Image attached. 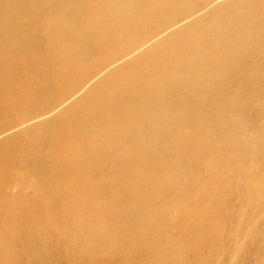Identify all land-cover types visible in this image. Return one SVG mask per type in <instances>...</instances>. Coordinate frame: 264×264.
<instances>
[{"label":"rangeland","instance_id":"1","mask_svg":"<svg viewBox=\"0 0 264 264\" xmlns=\"http://www.w3.org/2000/svg\"><path fill=\"white\" fill-rule=\"evenodd\" d=\"M191 1H192L191 9L186 10V8L190 7L189 4L185 0L183 1L178 0L176 2L175 8L176 7L179 9L181 8L180 10L185 9V11L183 13L181 11V17H178L177 22L170 25L166 29L162 28L161 30L160 29L156 30L157 32L152 31V34L150 35L148 34L149 36L144 35V32L146 31L145 29H148L149 27L153 28L155 25L157 26L159 24H162L164 21H166L168 12L167 11H165V13L159 12L155 14V16L152 18L147 17L144 20H142L141 28L142 29L145 28L144 31L140 30L141 28H139V30L143 32L140 33V31L138 30L136 31L137 33H135L134 35V37L136 36L141 37L139 38V41L140 39L142 40L140 42L137 41L136 43L135 42L131 43L132 41L131 38H133V36L131 37L130 35H133L134 33L127 35L128 33L126 30L123 29L125 33L122 32L121 29L118 30L117 35H116L118 42L117 44L113 45L114 48L122 46L121 51L123 52H121V54H119L118 56H115L117 54H113L116 51L112 49L106 48L108 51L110 50L109 52H107L105 48L103 49L98 48V51H97V48H87V46L85 47V44L83 41L89 40V38L87 36L80 37L77 35L78 32H81L78 26L74 24L65 25L66 22L64 20V17L67 15L60 16L61 18L60 22H62V25H64L63 29H65L66 32L69 34L68 35L65 31H63L68 36L67 44H69V46L68 45L64 46L66 48L65 50H67L65 52V50L63 49L64 54L62 55V57L64 59L59 58L58 52L55 50L58 48H56L55 45L47 44L49 42V39L47 38L46 33L48 32L47 30H45V28H42L40 26H37V27L35 26L36 27L35 29L37 30L35 29L32 30V33L34 36L39 35V42L41 38L40 45L35 44L33 42V38L29 35L21 39V44L19 45L20 47L18 46L19 48L14 47V46L12 47L11 44L7 45L8 53L9 52L10 53L9 54L7 53L8 57H7L6 64L9 66L8 68L9 70L8 72L4 74L6 75V78L8 80L13 79L12 82L15 83L16 90H17L16 94L12 96V98L8 96V98L12 100L9 101L7 99L3 104V111L0 110V114H1L0 115V158L3 160L2 162L3 166H7V167L11 166L13 169L12 175H16V176H13L12 179L8 177L7 179H4L3 188H2L4 195L0 197V204H1L0 206V234L2 235L1 241L2 243L4 241L9 243V246H10L9 251H11L10 249L12 250L18 249L16 252L21 251L22 249L21 247H22L24 239L21 237H18L17 234L22 229L26 230L27 228V229H30L28 238L32 237L30 240L28 239L29 242L46 243L47 241L49 243V248H48L49 252L51 254H54L53 261L51 264H86V263L87 264H127V263H130V261H128V258L130 259H133V258L140 259L141 258L143 261L138 264H142V263L147 264L148 262L152 263L156 261L157 259L159 260L164 259V261H160L159 264L160 263L161 264L162 263L163 264H191V260H193L194 262L198 264L200 263L201 264L203 263L204 264H264V207H261L256 211H253L251 208H249V204H247V200H249V191L248 192L245 191L247 187L249 188V176L251 174L255 172V175H259V176L262 175L264 177V171H263L264 170V167H263L264 166V155L261 156L259 154L258 156H255V154L253 153L254 149L259 147V142H260L259 141L256 144L257 138L255 136V131L261 132L262 134V130L264 129L263 128L264 123L258 120L259 117L257 120H255L254 117L249 115V107L251 108L250 111H252L255 107H258V106L260 109V104L264 101L263 92H260V94H258L249 87L250 85H253V86L256 85L254 87L252 86V88L255 89L257 87H260L259 90H264V79H262L264 78V54L258 49L257 46L249 49V45L254 46L256 43L262 45V47L260 46V49L264 47V21L262 19L264 18V0H191ZM217 5H222V7H215ZM41 6L44 10L49 9V5H47V3H44ZM77 7L80 8V6L78 5ZM118 15H119V11L117 10L116 17H118ZM94 16L99 17L100 15L95 14ZM107 16H110L109 13ZM21 17H24V16L21 14ZM233 23L238 28H240V31H236L234 27L231 28V25L234 26ZM146 24H149L150 26ZM8 32H9L8 33L9 38H11V34H14L16 38L19 35L18 31L8 30ZM90 32L94 33L95 31L93 29ZM219 33H225V36L228 35L232 41H237L241 39L242 35H244V37H247V39L249 40V43L247 46L248 54L251 56H253V54L257 55L258 57V61L256 62L257 67L253 66L254 69L252 67L251 69H249V66H248V67H242L243 70H240V69L238 70L237 68H234V66H231V64L228 63V62L231 63L229 58L225 59V65L218 64L219 66H214V65L196 66L197 64L195 65L191 63L192 68L189 65L185 69H181L179 66H176V65L165 64V65H162L163 69L160 71V74H159L160 78L154 77V76H157L158 74L154 72L155 67L152 66L150 62L151 60L155 62L156 59L158 58L160 59V53L162 52L163 49L169 47V45L178 43L180 38L182 39L181 41L182 43L183 40L186 41L184 37L199 36L201 43H203L206 46V49H209L211 54L216 56L217 49H219V47L221 48V46H216L217 45V35ZM167 35L170 36L168 37V40L167 39L159 40L161 38L166 37ZM127 36H129L130 38L128 37L129 39H127L126 38ZM46 38L47 40H45ZM169 38H172V39H170L169 41ZM80 40L81 41L83 40V41L81 42ZM157 40L159 41L158 43L156 42ZM154 42H156V44ZM108 45L112 46V44H108ZM214 46L216 47V49L213 48ZM175 47H177V45H175ZM194 48L195 49H193L194 51L192 52L191 55L194 57H197V55L200 53V47L197 46ZM46 49L48 50L47 52H46ZM86 49L88 50V52ZM43 50L46 53H44ZM144 50H149V54L148 55H146L145 53L142 54ZM40 51L42 54L40 53ZM101 51L103 52L102 57H101V54H102ZM49 52H51V55H54V56H51ZM53 52L57 54L55 55ZM83 54H85L86 56ZM108 55L109 56L111 55V58ZM68 58H73L74 62L73 60H70ZM141 59H144V60H141ZM94 60H96L97 62L95 64H92ZM221 61L222 60H220V62ZM248 61L249 60H245L247 65H249ZM257 63L259 64L260 67L258 66ZM58 65L60 66L58 67ZM225 66H226V69H225ZM134 67L136 68L135 72H134ZM140 67H143L144 69L141 70ZM115 68L118 69V72L127 71V73H131V74L135 73L136 80L139 82V86H142V83L147 79V75L149 76L150 79L152 78V80H158V79L163 80L164 76L166 75V71L168 72L169 70V73L171 74V76L175 77L174 79L170 81L171 84L169 86L167 85L168 80H166V83L157 81L156 85L159 87H155L156 89L153 88L155 91L152 90L151 92L148 90V93H147L146 90L142 88V93H140V96H139L140 98L136 97L134 99L135 108L138 107V109H136L137 111L140 109H143L144 111L148 110L147 112L142 111L141 114L139 115L142 117L144 116V117L143 118L141 117V119L138 118L135 120L137 122H134V124H140L139 125L141 126L140 128L145 130L144 134L147 137L153 138L157 136L159 137V141H160L161 137H165L169 135L175 136V135L181 134L182 133L181 127L183 131L187 133V135L190 130L199 128L196 131L198 136H196V138H192V136L190 135V138H189L190 140H188L186 143L184 142V144L177 149L178 152H180V154L177 155L178 152L170 154L171 158L173 159L179 160L180 158L179 161H182L186 157V168L180 167L181 169H179V167L171 163L167 164L161 161L159 162L154 161L156 163H154L153 165L149 164L150 166H148L147 169H143L141 166L136 165L137 167L132 166L129 170L130 172H133V173L134 171H136L137 176H139L138 174H140L141 176L146 177L150 175L152 177V180L150 183L151 188L145 189L143 192L146 194L145 197L147 198L148 196H150L151 191H153L154 189L155 193L157 194L156 197H158L160 201H156V200L154 202L151 201V206L149 207H146V205H143V210L145 209L144 214L146 213V215H150L151 218L155 220V222L157 220H159L160 222L163 221L162 223L159 224L158 227L152 228L154 225L152 226L149 224L148 220L150 216L146 219L147 223L141 224L142 226H140L139 223L137 222V219H136L137 217L135 219L132 218L130 221L125 220L123 218V212L126 215L128 214L127 211L130 212V214H132V212H135L131 208L134 206L133 204H135L137 200L136 201L132 200L131 195L128 194L129 192H127L129 191L128 189L121 188L123 194L121 193V190H119L120 191L119 192L120 194L118 193L119 200H117L119 205L116 208L112 209V211H109V214L106 217L108 221L106 222L107 219L101 217V214L103 211H102V208L97 205V209H96L97 217L92 220L95 223H91L90 225L87 226V234L91 235L90 237H96L97 243L100 244L101 241H104L107 244H109L107 245L106 250L103 251V255H96V254L91 255V256L87 255V253L83 250L84 248L80 247L82 246L83 243H80V244L76 243L77 245H80V246H77L76 249H74L75 247L72 248L73 247L72 245L76 246V244H72V245L70 244V246H67V248L65 246V249L63 251H66L67 255H59L60 253L63 252L61 251L63 244L68 243V242H64L63 238L61 237L62 232L65 233L66 231H69V233L71 234L74 233V235L80 237L81 234L79 232H81V224H79V222H72L69 224L68 222L67 226L69 227L70 225H72L74 228L65 227V224H64V221L61 215L62 214L61 209L59 208V202L61 201L62 196L66 197V193L64 192L62 187L60 191L54 188L55 178L53 176L51 177L50 175L48 176V187H42V189L39 191V193H47V194H44V195H41L39 193L37 194L36 196V201L38 204V206L36 207L37 209L33 210L32 215L30 216L26 215L27 216L26 220L25 218H20L21 220L17 219L14 222L12 221L13 223L12 222L9 224L6 223L7 220H9L10 218L13 220L12 217H14V213L12 211H10L9 213L7 212L8 211L7 208L10 207L9 204L7 203L10 202V198L13 195L16 197L21 192L25 193V188L27 187L29 183L32 184L33 182V185L39 188L40 183L38 181L42 177L45 176L46 174L45 170L48 168L47 164L49 165L52 160L54 149L56 150L60 147V144L58 145L57 143L62 140L63 136H65L63 139L72 137L75 143H85L83 144L85 147L82 149V151L86 153L89 151L88 150L89 149L88 140H85V138L82 135H80L79 137L75 136L74 138L73 133L71 132L72 123H73L72 121L78 115H80L78 114V111L80 113V111L84 109L83 108L84 106L85 108L86 107L88 108V111L90 114L92 113L91 114L92 116H93V111L97 110L95 111L96 118L100 120V119H103V114H100L101 108L106 104H111V101L112 102L114 101L113 99H115L116 103L129 104L128 100L125 101V97L121 96L122 89L119 87H117L116 93L112 95L106 94L110 86L118 83V77L121 75V74L119 76H117L116 74L114 75V73H116ZM244 68H247V69H244ZM203 69L205 70V73L208 72V74L211 75V76L209 75L210 77H208V81H209L208 88H204V89L201 86L202 81H199V79L196 76L192 75L193 71L200 73L203 71ZM235 71H237V74H235ZM252 72L257 73L256 77L259 76L261 77V79L257 80L259 79V77L257 79L254 77H249V73H252ZM59 73H61V75ZM4 74H2V77L4 76ZM217 74H219L221 77L218 78L216 76ZM105 75H108V77H110L108 79L109 80L108 83L106 80H104V78H102L99 82L96 81V80H99L101 76H105ZM177 78H179L180 80L178 79L177 81L176 80ZM75 83H76L77 88L74 87ZM95 83L99 84L98 85L99 91L97 92L99 95L96 93L94 96L91 95L89 97L87 91L90 90L92 88L91 86ZM176 83H179V84L176 85ZM70 85L71 87H73L71 90H73L74 93L72 94L71 92L69 93V91H66V93H69L68 94L69 96L67 97L68 101L60 102V100L64 98L60 95V93L64 91V88L62 87L67 86V88H69ZM187 85H188V89H187ZM185 86H186V89H185ZM178 90H181V91H178ZM154 92L155 93L157 92V93L155 94ZM159 92L163 94L160 93V96H158ZM8 94L9 92H8V89H6V87L4 90L0 88V97L7 96ZM81 95L85 96V100L87 102V103H83L84 106L80 107L79 109L77 108L78 110L70 109V108L65 109V106L68 105L67 103H69V101H72L80 97ZM96 95H98L97 96L98 98L96 97ZM141 95L144 96L145 106L142 108H139L138 103H140ZM249 97H250V100H249ZM104 98L105 100H103ZM192 98H195V99H192ZM168 101L174 102L175 105L174 104L172 105V103H169ZM161 102H167V103L162 104ZM187 102L191 105V108L189 110H187L188 107L185 104H183ZM58 103H59V106H58ZM158 103L161 105H159ZM96 105L98 106V108ZM179 105L181 109L184 110V112L181 113L179 118L176 117L177 119H174L170 124L172 126L169 127V124L166 125L169 120L168 114H170L171 112H174V114L177 115V111H179V108H178ZM136 110L134 109V111ZM129 111L132 112L131 106L125 107L123 111H121V109H119L118 112L112 111V115H114L118 119H121V121L124 119L129 120V118L130 119L132 118L131 117L132 115ZM260 112L261 110L258 113ZM222 113H226V116L225 114H222ZM145 115H146V118H145ZM208 116L211 117L209 120H208ZM55 118H57L56 121H53L52 119H55ZM146 121L148 122V124ZM196 121L197 123L199 122L201 127H198L194 124ZM50 122H51V126L49 124ZM186 124L188 126H186ZM222 124H225V127ZM52 126L55 129H53ZM49 127H51L50 128L51 130L49 129ZM58 127L60 128L58 129ZM166 128L169 130V133H167ZM251 128L253 129V131ZM61 133L62 134L65 133V134L62 135ZM130 133L132 134L133 130L130 131ZM263 134H264V130H263ZM50 135H52L53 138H51ZM55 135L57 137H55ZM99 135L101 138L100 139L101 145H100V149H98V152L101 153L103 152V149H104L103 146H106V145L108 146V140L106 141L107 135L105 134V132H100ZM137 135L135 136L137 137ZM35 136L37 137V139ZM207 136H209V138ZM50 138L53 140H51ZM261 138H262V135H261ZM80 140L81 141L83 140V141L81 142ZM51 141L52 143L50 144ZM53 142L55 145L53 144ZM227 142L230 143L231 145L227 146L226 145ZM38 144H41V145L44 144V145L38 146ZM52 144L54 145L53 149H51L53 146ZM167 144L168 142H164L160 146L166 147ZM255 144L256 146L254 147ZM45 145L46 146L52 145V146L51 148H48V146L44 147ZM37 147H40V148H37ZM42 147L44 149V150L42 149L43 151L42 150L37 151V149H41ZM25 150L29 154L24 153ZM108 151L109 150H106V152L104 151V153H101L102 158H99V160L96 159L95 162L99 161L98 163L100 164L102 163L103 165V157L105 156L104 158H106L107 160H114L118 163V165L110 163L109 164V166L111 167L110 169L119 171L120 164H119V160H117L116 158V152H112L110 150L111 152L110 151L109 152L113 153V154H110ZM37 152L39 153V155ZM126 152L127 151L124 152L125 157L123 156V154H119V156L117 157L119 159L122 158V161L128 164V160L132 158L130 157L131 156L130 153L126 154ZM139 152H142L145 154L144 150H141ZM164 152H165V149H164ZM226 153L229 154V158L225 157ZM32 154H35V158H36L35 159L36 161L34 163L26 164L24 160L20 161L21 159H23L22 157L24 155H26L25 157L27 158V157H31ZM105 154H107V156ZM144 154H143V158H144ZM140 155L141 154H139L138 159L143 160L140 157ZM44 156H45V159H44ZM81 156H83V154ZM221 156L225 158H222ZM189 157H192L193 159L197 158V161H200V162H197V167H193L192 164L189 165L187 161V159L189 160ZM134 158L136 159V157ZM229 159L230 161H228ZM223 160L224 162L225 160L227 162L224 163ZM17 161H20L19 164L14 165V163ZM221 161L222 163H220ZM43 164H46V166ZM94 165L93 166L96 168L97 163H95ZM210 165H212V167ZM116 167L118 168L116 169ZM213 167H216V168H213ZM87 168H90V166H88ZM102 169H100L101 171L99 170V172H102ZM176 170H181V171H176ZM201 170L203 173L201 172ZM104 171H106V169H104ZM221 171L225 172L226 174L222 176V174H219V172ZM260 171L261 173H259ZM99 172L97 171V173L93 175L95 177L91 176V178H89V181L93 184L97 183L95 184V186H98V188H100L99 190L103 191V194L105 195L107 193L105 192L106 190L108 192L109 190L110 192L112 191L111 189H108L110 188L109 182L111 179L109 178L110 180L108 179L104 180L103 178L104 180L103 181L102 178H96V175L97 177H102V175H99L100 174ZM197 172L198 174H196ZM215 174H218L221 177ZM113 176L114 175H112V177ZM130 176L131 175H129V178L131 179ZM186 176H188V178L195 176L198 179L194 181V183L185 182V179L187 178ZM132 177L135 178L134 175H132ZM209 177L210 179H208ZM21 178H23V180H21ZM37 179L39 180L36 181ZM53 179L54 181L52 182ZM107 180L109 182H107ZM22 181H23L22 184H25V183L26 184L23 186H20L19 183H21ZM172 181L176 182L175 185H176V189L178 193L177 195L178 198L188 196L187 194L191 195V198L188 197L186 198V201H184V206L188 204L187 205L188 207L187 206L185 207L180 206V207H182L183 209L190 208V210L194 211L193 215L195 217L197 215H200L202 217H206V218L208 217L209 220H211L210 222L209 220L208 221L206 220L207 222H204V223L200 222V225L197 226L198 228L199 227L201 228V229L199 228L197 231L199 235H202V236L204 235L205 229L203 228L205 226H210L211 230H214V232H216V229L218 230L215 234H212V236L209 237L208 239L209 243L213 245L208 246V248L207 246H205L207 249L204 246H202V248L197 247L195 248V250L191 251V254L190 252L188 254V252L183 253L182 244L179 247V243H181L180 242L181 238H179L180 231L178 230L180 224L177 221H174L173 219H171V217L169 216L171 214L170 211H172L174 207H176V205L179 206L177 204L178 202L175 199L169 198L170 196L169 192L171 191V188L169 187ZM100 182H102L101 186H100ZM118 182L124 186V182L122 181V178L121 180L117 181V183ZM103 184H104V187L106 186L105 188L108 187L106 190L104 189L105 191L102 190ZM144 185H146V183H144L143 186ZM127 186H129V184H127L125 187ZM17 188L20 190V193L16 192ZM188 188L191 190V192L186 193L188 191ZM222 190L226 191V195H224V191ZM209 191L217 192L214 201L209 200L208 198L209 193H210ZM148 193L149 195H147ZM221 196H224V197H221ZM122 198L126 202L121 203V201H124L122 200ZM110 199L116 202L113 198H110ZM45 200H49V201H46L45 203ZM261 201L264 204V198ZM246 205H248L247 208L244 207ZM153 206H155V208ZM55 208L56 209L59 208L57 211V214H55L54 212ZM240 208L242 210L243 208L244 210H247L246 212H244L245 214L242 212H239ZM34 211H36L37 213ZM137 212H139V210ZM149 212L150 213L152 212V213L150 214ZM71 213L73 215V212ZM243 214L246 215V217ZM254 216L255 217L257 216V218H254ZM212 217H214V219ZM33 224L35 225V227ZM125 225H129L128 226L129 228L127 227L128 229H130L131 225L136 226V227L139 226L141 230L139 231L140 234H138V232L136 231L137 237L141 236L142 238L138 237L139 241H135L136 243L134 242L133 244H129V246L126 243L127 245L126 251H124V253H120V252L117 253L115 250H111L109 248H111V245H113L112 241H115V239H113L114 238L113 234H115L118 231L120 235L118 237H122L123 235L125 236L124 231L121 230V228H126ZM191 225H189L190 231L192 229ZM133 229H136V228L134 227ZM73 230L77 231L78 234L80 235L75 234ZM94 231L97 233V236H95L96 234H94L95 233ZM144 232L145 233L147 232V233L144 234ZM131 234L135 235V233L132 230L130 231V235ZM148 235L150 236L148 237ZM111 237H113L112 240H111ZM143 237H145V239H148V241H146ZM152 237L158 240V242L155 241L154 238ZM16 238L19 240H17ZM150 238L152 239L149 240ZM106 239L107 241H105ZM140 239H143L145 241L144 242L142 240V243H141L142 245L139 244L141 249L139 245H137L138 243H140ZM196 239L198 240L197 237ZM153 240L155 241V243L152 242ZM160 240H161V243H159ZM171 242L172 243L178 242V243H175L174 245V243L171 244ZM144 244H146V246ZM172 245L175 246L173 250L171 248L173 247ZM194 245L197 246L195 243ZM200 245H202V242L200 243ZM15 247H18V248H15ZM155 247H159V249L165 248L167 250H162L161 251L162 253H161L160 252L161 249L158 250ZM131 248L133 249V252ZM169 250L172 251V253L169 252ZM149 251L151 253H148ZM188 255L189 256L191 255V256L189 257ZM72 256H74L73 259H72ZM69 259L72 260V263L67 262ZM24 263L25 264H36L39 262L35 259H32L31 257L30 258L27 257L24 259ZM130 264H137V263L136 261L135 262L132 261Z\"/></svg>","mask_w":264,"mask_h":264},{"label":"bare ground","instance_id":"2","mask_svg":"<svg viewBox=\"0 0 264 264\" xmlns=\"http://www.w3.org/2000/svg\"><path fill=\"white\" fill-rule=\"evenodd\" d=\"M177 1L178 0H0V88H2L4 90L5 87H6V89H8V92H9V94L7 96L0 97V110L3 111V104H4V102L7 99L9 101L12 100L10 98H12V96H14L16 94V91H17L16 90L15 83L12 82L13 79H9L8 80L6 78V75L4 74V73L8 72V70H9L8 69L9 66L6 64L7 57H8V55H7V53H8V47H7V45L8 44H11L12 47L13 46L14 47H18L21 44V39L23 37H27L28 35L33 38V42L35 44L40 45L41 38H40V42H39V35L37 34L38 36H34L33 33H32V30L35 29L37 26H40L42 28H45V30H47L48 33H46V34H47V38L49 39V42L47 44L48 45L53 44V45L56 46V48H58V49H55V50L58 52V55H59V58L60 59H64L62 57V55L64 54V50L66 49L64 46L65 45H68L69 46V44H67L68 43V38H67L68 37L67 36L68 33L66 32L65 29H63V26L64 25H62V22H60L61 21L60 20L61 19L60 18L61 15L62 16L63 15H67V16L64 17V20L66 22L65 25H67V24H74V25H76V26L79 27V30H81V32H78L77 33L78 36H80V37L87 36L89 38V40H86V41L85 40L84 41L82 40L84 42V44H85V47L87 46V48H97V51H98V48H100V49L101 48L102 49L103 48H105V49L106 48L107 49H112V50H115L116 51L113 54H117L115 56H118L119 54H121V52H123V51H121V49H122V46L121 45H120L121 47H116V48H114V46H113V45L117 44V42H118V39L116 37L118 30L121 29L122 32H124L123 29L126 30L127 33H128L127 35H130V34L134 33L133 35H130L131 37L133 36V38H131V40H132L131 43L132 42H135L136 43L137 41H139V38H141V37H139V36L134 37V35H135V33H137L136 31H138L139 28L142 27V20H144L147 17L152 18V17L155 16V14H157L159 12H164L165 13V11H167L168 12V16L166 17V21H164L162 24H159L157 26L154 24L155 26L153 28L146 27L148 29H145L144 28L145 26L143 25L144 26L143 28L146 30L145 31L146 33L144 32V35H148V34L150 35V34H152V31L157 32L156 30H159V29L161 30L162 28L166 29L170 25H172L175 22H177L178 17H181V11H182V13L185 11V9L184 10H180L181 8L180 9L177 8V7L175 8ZM179 1H183V0H179ZM185 1L190 6L189 8H186V10H188V9L190 10L191 9V5H192V1L191 0H185ZM44 3H47V5H49V9L48 10H44L42 8L41 5H43ZM77 5L80 6V8L77 7ZM215 7H222V5H217ZM117 10L119 11L118 17H116L117 16ZM108 13H109V15L111 17L110 16H107ZM21 14L24 17H21ZM95 14H99L100 16L99 17H96V16H94ZM157 17H156V19H157ZM262 19L264 21V18H262ZM146 25H149V24H146ZM233 27H234V29L236 31H240V28H238L235 24H234V26L231 25V28H233ZM93 29H94L95 32L94 33H91L90 31H92ZM144 29L141 28L140 30H143L144 31ZM8 30L18 31V34L19 35L16 38L14 34H11V38H9V34H8L9 32H8ZM35 30H37V29H35ZM63 31H65L67 34H65V32H63ZM2 32H4V33H2ZM49 32H50V34H49ZM142 32L140 31V33H142ZM180 35H182V34H180ZM125 36H126V34H125ZM128 37L129 36H127L126 38L129 39L130 37L129 38ZM168 37H170V36L167 35L166 37L161 38L159 40H165V39L168 40ZM47 38L45 40H47ZM72 38H74V37H72ZM184 38L186 39V41L183 40V42L181 43L182 39L180 38L179 41H178V43H176V44L174 43L172 45H169V47L163 49L162 52L160 53V59L161 60L159 58L156 59L155 62L153 60H151L150 63L152 64V66L155 67L154 72H156L158 74L157 76H154V77L160 78V75L159 74H160V71L163 69V66L162 65H165V64H167V65L168 64H170V65L171 64L172 65H176V66H179L181 69H185L189 65L192 68V64L191 63H193L195 65L197 64L196 66H200V65H206V66L214 65V66H219L218 64L225 65V59L229 58V60L231 61V63L230 62H228V63L231 64V66H234V68H237L238 70L239 69L240 70H243L242 67H248V66H249V69H251V67L253 69H254V67H257L256 62L258 61V57H257L256 54H253V56H251V55L248 54V50H247L248 47L247 46H248L249 40L247 39V37H244V35L241 36V39H239L237 41H232L231 38L228 35L225 36V33H219L217 35V45L216 46H221V48L219 47V49H217L216 56L212 55L211 52L209 51V49H206V46L203 43H201V40H200V37L199 36L184 37ZM170 39H172V38H169V41H170ZM140 41H142V40L140 39ZM156 42L158 43L159 41L157 40ZM156 42H154V43L156 44ZM107 43L108 44H112V46L108 45ZM175 45H177V47H175ZM197 46L200 47V53L197 55V57H194L191 54L194 51L193 49H195L194 47H197ZM255 46H257L258 49L264 54V47L262 49H260V46L262 47V45H260V44H257L256 43L254 46L249 45V49H251L252 47H255ZM149 48H150V46H149ZM213 48L216 49L215 46ZM47 51L48 50L46 49V52ZM49 51H50V49H49ZM66 51L67 50H65V52ZM109 51L107 50V52H109ZM11 52H12V50H11ZM43 52H44V50H43ZM46 52H44V53H46ZM87 52H88V50H87ZM40 53H41V51H40ZM53 53L55 54V52H53ZM101 53L100 54H101V57H102L103 56V52L101 51ZM144 53L146 55H148L149 54V50H144V52L142 54H144ZM49 54L51 55V52H49ZM83 55H85V54H83ZM51 56H54V55H51ZM109 57L111 58V55ZM49 58H51V57H49ZM133 58H131V59H133ZM136 58H138V57H136ZM55 59H56V57H55ZM68 59L73 60V58H68ZM141 60H144V59H141ZM220 60H222V61L220 62ZM245 60H249L248 61L249 62V65L246 64ZM73 62H74V60H73ZM96 62L97 61L94 60L92 64H95ZM148 63H149V61H148ZM40 65H42V64H40ZM59 66L60 65H58V67ZM258 66H259V64H258ZM135 67H134V72L136 70ZM172 67H174V66H172ZM174 68H176V67H174ZM140 69L142 70L144 68L143 67H140ZM225 69H226V66H225ZM244 69H247V68H244ZM53 71H54V69H53ZM115 71H116V73H114V75L116 74L117 76H119L121 74L118 77V83L117 84H113L109 88L107 87L108 88V91H107L106 94L112 95V94L116 93L117 87H119V88L122 89L121 96H124L125 97V101L128 100L129 104L116 103L115 102V99L112 98L114 101L113 102L111 101V104H106V105H104L101 108V110H100L101 113L100 114H103V119L98 120L96 118V114H95V111H97V110H94L93 111V116H92L91 115L92 113L91 114L89 113L88 108L87 107L85 108V106L83 105V103H87L86 100H85V96L84 95H81L80 97H78V98H76V99H74L72 101H69V103H67L68 105L65 106V109H69L70 108V109L78 110L80 107L84 106L83 107L84 109H82L80 111V113L78 111V114H80V115H78L77 117L75 116L76 118L73 119L71 132L73 133L74 138H75V136L79 137L80 135H82L85 138V140H88V147H89V149L87 147L86 148L89 151L87 153L82 151V149L85 147L83 144H85V143H75L74 142V139L72 137L71 138H65V139H63L65 137V136H63L62 137V140L57 143L58 145L60 144V147L58 146L59 147L58 149H56V150L54 149L55 152L53 151L52 160H51V162H50L49 165L47 164L48 168L45 170V173H46L45 176L42 177L40 180L39 179L36 180V181L39 180L38 181L40 183L39 188H37L36 186H34L33 185V182H32V184L29 183L27 185V187L25 188V193L24 192H21L20 193V190L17 188L16 189V192L17 193H20L21 195L19 194L16 197L13 195L10 198V202L7 203L10 206L9 208H7L8 209L7 212L9 213L10 211H12L14 213V217H12L13 220L11 218L9 220L6 219L7 220L6 223L9 224L12 221L14 222L15 220L20 219V218H25V220H26V217H27L26 215H29V216L32 215L33 210L34 209H37L36 207L38 206V204H37V201H36V196L39 193V191L42 189V187H48V176L49 175L51 177L53 176L55 178V181H54V179L52 180V182L54 181V188L55 189H58L60 191V189L62 187L63 190H64V192L66 193V197H64V196L61 197V195H60V197L62 199L59 202V208L61 209V213H62L61 215H62L64 224H65V227H67V228L73 227L72 225H70L68 227L67 226L68 222H69V224L72 223V222H79V224H81V232H79L81 234L80 237L74 235V233H72V234L69 233V231H66L65 233L62 232L61 237L63 238L64 242H68V243H64L63 244L61 251H63L65 249V246H66V248H67V246H70V244L72 245V244H76V243H79V244L80 243H83L82 246L77 245V244H76V246L72 245L73 246L72 248L75 247L74 249H76L77 246L83 247L84 248L83 250L87 253V255H90V256L91 255H94V254H96V255H103V251L106 250L107 245H109V244H107L104 241H101L100 244L97 243L96 242L97 241V238L96 237H90L91 235H88L87 234V226L90 225L91 223H95L92 220L97 217V213H96L97 205L102 208V211L103 212L101 214V217H103V218H106L107 215L109 214V211H112V209L116 208L119 205V203H118L117 200H119L118 193L120 192L119 190H121V188L128 189L129 191H127V192H129L128 194L131 195L132 200H135V201L137 200L136 202L134 201L135 204H133L134 206L131 208L135 212H132V214H130V212L127 211V213H128L127 215L123 212V218L125 220H129L130 221L132 218L135 219L137 217L136 219H137V222L139 223L140 226H142L141 224H143V223H147L146 219L150 215H146V213L144 214V210L145 209L143 210V205H146V207H149V206H151V201L154 202L155 200L156 201H160V200H159L158 197H156L157 194L155 193V190L154 189H153V191H151L150 196H148L147 198L145 197L146 194L143 192L145 189H150L151 188L150 187V183H151L152 177L150 175H148V176L145 177V176H141L140 174H138L139 176H137L136 175V171H134V173L129 171L130 168L132 166L135 167L136 165H138V166H141L143 169H147L148 166L153 165L154 163L159 162V161L164 162V163H167V164H170L171 163V164L179 167V169L186 168V157L182 161H179L180 158H179V160L173 159V158H171L170 154L178 152L177 149L180 146H182L184 144V142L186 143L188 140H190L189 139L190 138V135L192 136V138H196V136H198V134H197L196 131L199 128L190 130L189 133H188V135H187V133L185 131H183V129L181 127V130H182V133L181 134H178V135H175V136L169 135V136L161 137V140L159 141V137H157V136L156 137H153V138L152 137H147L144 134L145 130L142 129V128H140L141 127V126H139L140 124H134V122H137V121H135L136 119H138V118L141 119L142 116H140L139 114H141L142 111L143 112H147L148 111V110L147 111H144L143 109H140V110L137 111L136 109H138V107L135 108L134 99L136 97H139L140 96V93H142V88H144V90H146L147 93H148V90L151 91V92H152V90L155 91L153 88L159 87V86L156 85L157 84L156 83L157 81H161V82L166 83V80H168L167 85L169 86L171 84L170 81L175 78V77H172L171 76V74L169 73V70H168V72L166 71V75L164 76L163 80H160V79H158V80H152V78L150 79L149 76L147 75V79L142 83V86H139V82L136 80L135 73L134 74L133 73L131 74V73H127V71L126 72H122V71L121 72H118V69H116ZM2 74H4L3 77H2ZM59 74L61 75V73H59ZM235 74H237V71H235ZM192 75L196 76L199 79V81H202L201 86L203 87V89L204 88H208V85H209L208 84V82H209L208 81V77L211 76L210 74H208V72L205 73V70L203 69V71L200 72V73L199 72L197 73V72L193 71L192 72ZM216 76L218 78L221 77L219 74H217ZM256 76H257V73H253V72L252 73H249V77H254V78L257 79L259 76L258 77H256ZM36 77H38V76H36ZM77 78H78V76H77ZM91 78H92V76H91ZM102 78H104V80H106L107 83H108V81H109L108 79L110 77H108V75L101 76V78L99 80H96V81L99 82ZM46 79H48V78H46ZM178 79L179 78H177L176 80L178 81ZM260 79H261V77H259V79H257V80H260ZM262 79H264V78H262ZM177 84H179V83H176V85ZM98 85L99 84H97V83L93 84L91 86L92 88L87 91L89 97L91 95L94 96L99 91L98 90L99 89L98 88ZM252 86L253 85H250L249 87L252 90H254L256 93H258V94H260V92H263L264 93V90H259L260 87H257L255 89H253ZM254 86H256V85H254ZM74 87H76V83H75V86ZM115 87H116V89H115ZM43 88H45V87H43ZM62 88H64V91H62L60 93V95L62 97H64V98L60 97V98L63 99V100L61 99L60 102L61 101L62 102H66V101H68V98H67L69 96L68 94L70 92L72 94L74 93V91L71 90L73 87H71V85H70L69 88H67V86H64ZM185 89H186V86H185ZM187 89H188V85H187ZM66 91H69V93H66ZM178 91H181V90H178ZM160 93L161 92H159V95L158 96H160ZM101 94H102V92H101ZM161 94H163V93H161ZM177 94H179V93H177ZM98 95H96V97ZM8 96L10 98H8ZM250 96H251V94H250ZM114 97H116V96H114ZM153 97H154V95H153ZM192 99H195V98H192ZM103 100H105V98ZM151 100H152V98H151ZM249 100H250V97H249ZM153 102H155V101H153ZM168 102L169 103H172V105L173 104L175 105V103L172 102V101H168ZM188 102L187 103H183V104H185L188 107L187 110H189L191 108V105ZM161 103L162 104H165L167 102H161ZM138 104H139V108H142V107L145 106L144 105L145 104V99H144V96L143 95H141L140 103H138ZM159 105H161V104H159ZM58 106H59V103H58ZM128 106H131V111L132 112L129 111L131 113V115H132L131 116L132 117L131 119L129 118V120H125L124 119V120L121 121V119H118L117 117H115L114 115H112V111H117L118 112L119 109H121V111H123V109L125 107H128ZM186 106H185V108H186ZM97 108H98V106H97ZM178 108H179V111H177V115L174 114V112H171L170 114H168L169 120H168V122H167L166 125L169 124V127L172 126V125H170L171 122L174 119L179 118L180 115H181V113L184 112V110L181 109L180 105L178 106ZM93 109H95V108H93ZM134 109L136 111H134ZM165 110H166V108H165ZM250 110H251V108L249 107V115L250 116L254 117L255 120H257L258 117H259L258 120L260 122L264 123V101L260 104V109H259V106H258V107H255L252 111H250ZM258 110L259 111L261 110V112L258 113L259 112ZM222 114H225V116H226V113H222ZM60 115H61V113H60ZM165 116H167V115H165ZM57 118L52 119V120L53 121H56ZM59 118H61V117H59ZM145 118H146V115H145ZM210 118L211 117L208 116V120ZM147 119H148V117H147ZM63 120H65V119H63ZM53 121H52V123H53ZM57 122H58V120H57ZM49 124L51 126V122ZM147 124H148V122H147ZM194 124L196 126H198V127H201L200 124H199V122L197 123V121ZM259 124H261V123H259ZM222 125L225 127V124H222ZM57 126H55V127H57ZM186 126H188V125L186 124ZM60 127H58V129ZM228 127H229V125H228ZM50 128L51 127H49V129ZM52 128H53V126H52ZM131 128L133 130V133L132 134H134V135H132L130 133V131H132ZM53 129H55V128H53ZM166 130H167V133H169V130L167 128H166ZM263 130H262V134H261V132H256L255 131V136L257 138L256 139V144L260 141L259 142V147L258 148H255L254 151H253V153L255 154V156H258L259 154L261 156L264 155V134H263ZM252 131H253V129H252ZM100 132H105V134L107 135L106 136L107 137L106 138V141L108 140V146L107 145L106 146H103L104 149H103V152H101V153H104V151L106 152V150H109V151L111 150L112 152H116V158H117V160H119V164H120L119 165V168H120L119 171L118 170L110 169L111 168L109 166L110 163L111 164H116V165H118V163L116 161H114V160H107L106 158H104L105 157L104 154H103V156H104L103 157V165H102V163L101 164L98 163L99 161L98 162H95L96 159L99 160V158H102L101 157L102 154L98 152V149H100V145H101L100 144V139L101 138H100V135H99ZM64 134H62V135H64ZM52 135H50L51 138H53ZM135 135H137V137ZM150 135H151V133H150ZM261 135H262V138H261ZM55 137H57V136L55 135ZM207 137L209 138V136H207ZM208 138H207V140H208ZM260 138H261V140H260ZM33 139H35V138H33ZM36 139H37V137H36ZM51 140H53V139H51ZM203 140H204V138H203ZM58 141H59V139H58ZM54 142H53V144H54ZM164 142H168L167 146L166 147L160 146ZM41 143H43V142H41ZM51 143H52V141L50 142V144ZM256 144L254 145V147L256 146ZM39 145L40 146H43L44 144L43 145L38 144V146ZM54 145L52 146V148H51L50 145L49 146L47 145V146H48V148L53 149ZM226 145L228 146V145H231V144L227 142ZM47 146L45 145L44 147H47ZM207 146H208V144H207ZM209 146H210V144H209ZM37 148H40V147H37ZM42 149H43V147L41 149H37V151L38 150H42ZM164 149H165V152H164ZM141 150H144L145 151V154L142 153V152H139ZM123 151L124 152L127 151L126 154L130 153V155H131L130 157L132 159L128 160V164L124 163V161H122V158L119 159L117 157V156H119V154H123V156H124L125 153ZM24 153H28V152L25 150ZM82 154H83V156H81ZM84 154H86V155H84ZM110 154H113V153H110ZM139 154H141L140 157L143 160H139L138 159L139 158L138 157ZM143 154H144V158H143ZM178 154H180V152H178L177 155ZM26 155H24L22 157L23 159H21L20 161L24 160V162L26 164H32V163H34L36 161L35 160L36 159L35 158V154H32L31 157H27V158L25 157ZM38 155H39V153H38ZM105 155L107 156V154H105ZM73 156L75 157V159H74ZM134 157H136V159ZM221 157L222 158H225V157L226 158H229V154L226 153L225 157H223V156H221ZM44 159H45V156H44ZM73 160H75L76 163ZM20 161L15 162L14 165L19 164ZM154 161H156V162H154ZM187 161H188L189 165L192 164L193 167H197V162H200V161H197V158L193 159L192 157H189V160L187 159ZM228 161H230V159ZM2 162H3V160L0 158V197H2V195H4L3 194V190H2L4 179H7V177L10 178V179H12L13 176H16V175H12V173H13L12 167L11 166H8V167L7 166H3ZM223 162H224V160H223ZM225 162H227V161L225 160ZM95 163H97V167L96 168L94 167L95 166L94 165ZM220 163H222V161ZM43 165L46 166V164H43ZM201 165H203V164H201ZM88 166H90V168H87ZM210 166L212 167V165H210ZM117 168L118 167H116V169ZM213 168H216V167H213ZM100 169H102V172H99ZM104 169H106V171H104ZM202 170H204V169H202ZM202 170H201V172H202ZM97 171L100 173V174L98 173L99 175H102V177H97V175H96V178H102V180H103V178H104V180H106V179L110 180L111 179L110 182L107 180V182L110 183L109 184L110 188H108V187L107 188L108 189H111L112 190L111 192H110V190H109V192L106 190L107 188H105L106 186L104 187V184L102 186L103 187L102 190L105 189L106 191L105 190L104 191L107 192L108 194L106 193L104 195L103 194V191L99 190L100 188H98V186H95V184H97V183H94L93 184V183H91L89 181V178H91V176L92 177H95L93 175H95L97 173ZM125 171H126V173H125ZM176 171H181V170H176ZM198 172H200V171H198ZM198 172L196 174H198ZM221 172H219V174H222V176L224 174H226L223 171H221ZM259 173H261V171ZM128 174L131 175L130 176L131 179L129 178V175ZM112 175H114V176L112 177ZM132 175H134V177L135 176H137V177L133 178ZM181 175H182V173H181ZM215 175H218V174H215ZM218 176H220V175H218ZM186 177H185L186 178L185 179V182L194 183V181H196L198 179L195 176L190 177V178H188V176H186ZM121 178H122V181L124 182V186L121 185L119 182L117 183V181L121 180ZM208 179H210V177ZM21 180H23V178H21ZM49 180H51V179H49ZM182 180H184V179H182ZM22 183H23V181L21 183H19V185L20 186H23V185L26 184V183L25 184H22ZM50 183H51V181H50ZM144 183H146V185L143 186ZM175 183H176L175 181H172L170 183V187L169 188H171V191L169 192V195H170L169 198L170 199H175L178 202L177 204L179 206H177L176 204H174V205H176V207H174V209L172 211H170L171 214L169 216L171 217V219H173L174 221H177L180 224L179 229H178L180 231V233H179L180 234V237H179V235H178V237L181 238V240H180L181 243H179V247L182 244L183 253L188 252V254H189V252L191 254V251L192 250H195V248H197V247L202 248V246H204V247L207 246V248H208V246L213 245V244L209 243V240H208L209 237L212 236V234H215L218 230L216 229V232H214V230H211L210 226H205L203 228V229H205L204 235L203 236L202 235H199V233L197 231H198V229L200 227L198 228L197 226L200 225V222H202V223L207 222L209 220V218L207 217L208 218L207 219L206 217H202L200 215H197L195 217L193 215V212L194 211L190 210V208H185L186 209L185 210L182 207H180V206L185 207V206L188 205V204L185 203L186 205L184 206V201H186V198H188V197L191 198V195L190 194H187L188 196H185V197H182V198H178L177 197L178 193H177V189H176ZM101 184H102V182H100V186H101ZM127 184H129V186L125 187ZM222 191H224V195H226V191L225 190H222ZM245 191H247V192L249 191V200H247V204H249V208H251L253 211H256L259 208L264 207V204L261 201L264 198V177L262 175H260V176L259 175H255V172L253 174H251L249 176V188L247 187L245 189ZM101 192H102V194H101ZM189 192H191V190L188 188V191L186 193H189ZM121 193H122V190H121ZM216 193H217L216 191H212V192L209 193L208 198H209L210 201H214L215 200ZM39 194L44 195V194H47V193H39ZM147 195H149V193ZM63 197H64V199H63ZM221 197H224V196H221ZM110 198H113L116 202L112 201ZM44 199H45V197H44ZM122 200H124V199L122 198ZM46 201H49V200H45V203H46ZM124 202H126V201L125 200L124 201H121V203H124ZM0 206H1V204H0ZM153 207L155 208V206H153ZM244 207L247 208L248 205H246ZM59 208H57V209L55 208V211H54L55 214H57V211H58ZM138 210H139V212H137ZM151 210H153V209H151ZM36 211H38V210H36ZM36 211H34V212H36ZM206 211H207V209H206ZM208 211H210V210H208ZM246 211L247 210H244V208H243V210L240 208V211L239 212L244 213ZM253 211H251V212H253ZM71 212H73V215H72ZM242 213H240V214H242ZM221 214H222V212H221ZM128 216H129V218H128ZM244 216L246 217V215H244ZM191 218H193V219H191ZM212 218L214 219V217H212ZM254 218H257V216L256 217L254 216ZM185 219H187V220H185ZM8 221H10V222H8ZM107 221H108V219L106 220V222ZM210 221L211 220H209V222ZM148 222H149L150 225H152V226L154 225L152 227V228H154V227H158L159 224L162 223L163 221L160 222L159 220H157L155 222V220L153 218H151V216H150ZM30 223H31V221H30ZM244 223H245V221H244ZM114 224H115V222H114ZM191 224H193V225H191ZM129 225H125L126 228H121V226H120L121 230L124 231L125 236L123 235L122 237H118V236H120L119 233H118V231L115 234H113V237L114 238L111 237V240L113 238V239H115V241H112L113 242L112 243L113 245L110 244L111 245V248H109V249L115 250L117 253L118 252L124 253V251H126V247H127L126 243L129 246V244H133L135 241H139V238L141 236H138L139 237L138 238L137 237V232H138V234H140L139 231L141 229L139 228V226L136 227V226H133V225H131L130 226V229H128L129 228L128 227ZM189 225L192 226L191 231H190V228H189L190 226ZM210 225H211V223H210ZM34 227H35V225H34ZM134 227L136 229H133ZM92 228H93V226H92ZM131 230L135 233V235L134 234H131L130 235V231ZM202 231H204V230H202ZM74 232H75V234H78L77 231H74ZM29 233H30V229H27L26 228V230L22 229L17 234L18 237H21V238L24 239L23 244H22V247H21L22 249H21L20 252H16L18 249H15V250L10 249L11 251H9V248H10L9 243L8 242H5V241L2 243V241H1L2 235L0 234V264H25L24 263V259L27 258V257L28 258L31 257L32 259L37 260L39 263H36V264H46V263L51 264L52 263V261H53V255L54 254H51L49 252V249H48L49 248V243L47 241H46V243H43V242L38 243L36 241H35L36 243L29 242L28 239L30 240L32 238V237L31 238H28ZM146 233L144 232V234H146ZM172 233H173V231H172ZM80 234H78V235H80ZM94 234H96L95 236H97V233L96 232ZM202 234H203V232H202ZM30 236H31V234H30ZM149 236L150 235H148V237ZM151 236H153V235H151ZM145 237H143V238L145 239ZM196 237L198 238V240L196 239ZM152 238H154V237H152ZM152 238H150L149 240H151ZM194 238H195V240H194ZM108 239H109V237H108ZM173 239H175V238H173ZM262 239H263V237H262ZM17 240H19V239H17ZM142 240L143 239H140V243H138L137 245L141 244L142 243ZM145 240L148 241V239H145ZM154 240L158 242V240H156L155 238H154ZM154 240L152 241L153 243H155ZM105 241H107V239ZM201 242H202V245H200ZM159 243H161V240H160ZM173 243L175 245V243H178V242H173ZM173 243L171 242V244H173ZM194 243L197 246H195ZM144 245L146 246V244H144ZM80 247H79V249H80ZM139 247H140V245H139ZM159 247H155V248L158 249V250H160L161 248L159 249ZM15 248H18V247H15ZM171 248L173 250L175 248V246H173ZM178 248H176V249H178ZM140 249H141V247H140ZM127 250H128V248H127ZM158 250H156V251H158ZM162 250H167V249H165V248L164 249H161L160 252ZM174 251H176V250H174ZM132 252H133V249H132ZM160 252H159V254H160ZM169 252L172 253V251H170V250H169ZM148 253H151V252L149 251ZM175 254H177V253H175ZM180 254H182V253H180ZM192 254H194V253H192ZM59 255H67V252L66 251H63ZM164 255H166V254H164ZM120 257H122V256H120ZM73 258H74V256H72V259ZM128 261H130V263L132 261L133 262L136 261V263L138 264V263H141L143 260L141 258L140 259H134V258L133 259H130V258H128ZM160 261H164V259H160V260L157 259L156 261H154L152 263L151 262H148L147 264H159ZM67 262H71L72 263V260L69 259ZM130 263H127V264H130ZM142 264H144V263H142ZM191 264H198V263H196L193 260H191Z\"/></svg>","mask_w":264,"mask_h":264}]
</instances>
